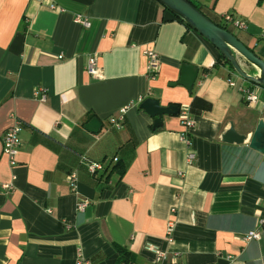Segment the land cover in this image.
<instances>
[{"label":"crops","instance_id":"crops-1","mask_svg":"<svg viewBox=\"0 0 264 264\" xmlns=\"http://www.w3.org/2000/svg\"><path fill=\"white\" fill-rule=\"evenodd\" d=\"M194 2L215 23L225 14L246 21L232 33L264 60V0ZM149 51L160 56L154 80ZM92 55L99 79L86 70ZM220 55L157 0H0V264H264V230L261 240H243L264 214V155L222 141L232 122L253 135L264 88ZM184 64L200 70L191 92L170 86ZM243 90L258 101L249 104ZM148 98L190 110L191 164L180 113L155 128L140 109ZM123 108L116 128L110 118ZM94 118L97 134L86 129ZM17 123L22 147L11 167L3 136ZM89 162L103 170L90 174ZM81 200L90 202L83 211Z\"/></svg>","mask_w":264,"mask_h":264},{"label":"water","instance_id":"water-1","mask_svg":"<svg viewBox=\"0 0 264 264\" xmlns=\"http://www.w3.org/2000/svg\"><path fill=\"white\" fill-rule=\"evenodd\" d=\"M157 1L162 4L165 9L181 19L187 26L195 30L215 46L220 54L228 60L235 73L241 79L264 88V60L245 46L237 36L218 26L195 8L188 0ZM249 68L252 69L255 74H251ZM199 72L200 70L196 66L184 64L182 66L179 81L170 84V86H183L191 92L199 77ZM140 109L155 119V128L162 125L164 116L179 115L180 113L179 106H162L161 102L154 98L144 100L140 105ZM86 129L97 134L102 129V123L99 119L94 118L86 125ZM222 141L230 145H244L247 143L251 150L264 155V119L259 121L256 130L250 138L239 133L232 122L230 128L223 135Z\"/></svg>","mask_w":264,"mask_h":264},{"label":"built area","instance_id":"built-area-1","mask_svg":"<svg viewBox=\"0 0 264 264\" xmlns=\"http://www.w3.org/2000/svg\"><path fill=\"white\" fill-rule=\"evenodd\" d=\"M76 22L84 25L85 27H90L91 23L81 17L78 16L76 18ZM222 24L226 26H230L232 29L237 31H244L247 29V22L240 19L235 18L231 14H225L222 16ZM264 39V34L262 35ZM148 58V66H147V76L149 79H155L159 73L160 68V56L155 51H149L146 53ZM87 73L93 79H99L102 76L103 72L99 67V58L97 55H92L88 59L87 63ZM232 86H236L235 82H230ZM241 90V88H240ZM246 100L249 104H254L258 101V96L255 92L249 90H243ZM43 94V101L47 99V94L44 92ZM128 108H123L120 111L119 117H111L110 123L113 124L116 128H121L122 123L124 122L125 114ZM180 117L181 123L183 125L184 131L181 134V139L183 140L184 144L187 148L190 149L187 161L191 164L195 159V152L192 150L193 142H192V133L196 128V122L191 116L190 110L188 108H184L180 110ZM22 127L21 124L17 123L14 126L10 127L3 136V153L5 156L8 157L11 167H15L17 165V158L20 154V150L22 147V138H21ZM87 168L90 174L96 175L98 172L103 170V165L100 163L89 162L87 163ZM15 179V178H14ZM68 181L72 190L75 192L78 187V176L76 173H72L69 175ZM5 189L12 190L13 185H6ZM90 202L88 200H81L77 204V209L79 211H83L85 208L89 206ZM259 227L258 230L255 232L250 233L246 236L243 240L245 242H250L252 240H261L262 238V231L264 230V214L259 216ZM176 224L174 222H169L167 226V242L172 243L174 240ZM147 248L154 252L157 256V261L162 262L165 260L166 252L161 250L160 248L154 245H148Z\"/></svg>","mask_w":264,"mask_h":264},{"label":"trees","instance_id":"trees-1","mask_svg":"<svg viewBox=\"0 0 264 264\" xmlns=\"http://www.w3.org/2000/svg\"><path fill=\"white\" fill-rule=\"evenodd\" d=\"M195 8H197L199 11H201L205 16H207L205 14V12L202 10L201 7H199L193 0H188ZM175 16V15H174ZM176 17V16H175ZM208 17V16H207ZM209 18V17H208ZM179 19V18H178ZM210 19V18H209ZM180 21H182L181 19H179ZM183 22V21H182ZM185 23V22H183ZM215 23V22H214ZM218 26L226 29L227 31L229 32H232V29L230 27H227L226 25L222 24V22H219V23H216ZM190 28V27H189ZM219 62H224L227 66H229V68L231 69L232 72H235L233 67L231 66V64L228 62V60L223 56V55H220V59H219ZM120 253H122V255L124 254L122 250H119ZM123 259V257H122Z\"/></svg>","mask_w":264,"mask_h":264},{"label":"rangeland","instance_id":"rangeland-1","mask_svg":"<svg viewBox=\"0 0 264 264\" xmlns=\"http://www.w3.org/2000/svg\"><path fill=\"white\" fill-rule=\"evenodd\" d=\"M194 1V0H193ZM227 27H230V26H227ZM231 28V27H230ZM246 65V64H245ZM249 72L251 73V74H255L254 72H253V70L252 69H250L249 68ZM247 82V81H246Z\"/></svg>","mask_w":264,"mask_h":264}]
</instances>
